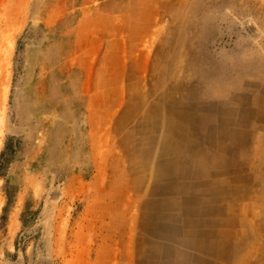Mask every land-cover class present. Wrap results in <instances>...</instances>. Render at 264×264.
Returning <instances> with one entry per match:
<instances>
[{
    "label": "rangeland",
    "instance_id": "374dc122",
    "mask_svg": "<svg viewBox=\"0 0 264 264\" xmlns=\"http://www.w3.org/2000/svg\"><path fill=\"white\" fill-rule=\"evenodd\" d=\"M174 69L197 119L193 142L170 149L159 98ZM115 82L123 102L133 84L155 105L134 157L163 170L142 195L119 160ZM0 143V264H162L161 232L186 215L165 205L191 199L193 227L180 226L166 264H223L231 215L264 216L251 204L264 192V0H0Z\"/></svg>",
    "mask_w": 264,
    "mask_h": 264
},
{
    "label": "bare ground",
    "instance_id": "6f19581e",
    "mask_svg": "<svg viewBox=\"0 0 264 264\" xmlns=\"http://www.w3.org/2000/svg\"><path fill=\"white\" fill-rule=\"evenodd\" d=\"M117 35H119V33ZM98 49L99 47L96 48V51H98ZM96 51L94 52L96 53ZM120 55L122 54L120 53ZM119 59L122 62L123 58L119 57ZM120 75H121L120 78L124 79L127 76V72L124 74L123 72H121ZM168 79L171 82H175L174 86L171 87L169 91L162 94L159 100L162 101L161 108H163L166 111L165 117H164L165 119L164 120V125H165L164 144L166 148L169 146L170 149H174L180 144H183L185 142L187 143L193 142V140L195 139V135H192L191 133V129H194L193 126H191V124L197 118L195 115L196 113L194 114L195 111L192 110L191 112H189L187 108L184 106V103L182 102V98L178 96L180 95L183 86L181 84H177L176 69L172 70L171 75L168 76ZM127 89H128V94H129V96L127 97V101L125 100L124 102L122 101L123 93L121 91V88H119V84L117 82H115L113 88L109 90L110 93H108L107 96L105 97L108 102L107 104L108 111L115 110L116 108L124 104V110L119 116V120L117 122V128L121 131L119 142H120V147L122 151V156L120 157L119 160L123 161V159H125L129 162L128 167L123 171V176L132 178L130 187L136 190L138 189V194L142 195L143 192L139 191V189H141L143 184L146 183L147 181H149L152 184L154 182H157L160 179L159 174L161 170H163L160 167L150 168V167L138 166L136 163L135 157H134L135 150H137L138 147H142L148 143L147 142V132H145V130L141 126L143 125L144 122L147 121L149 117L148 114L151 113L150 110L155 109V105H148L149 95L144 94L142 92L138 94V88L135 85L133 86V84H131L127 87ZM105 93H107V89H105ZM124 99L126 98L124 97ZM139 113H141L142 115L138 116L140 115ZM144 113H146V115H144ZM135 114L137 116H135ZM210 118H208L207 116L201 117L200 131L203 130L202 129L203 127L206 128L208 124L209 126H211L210 124L213 122V119H210ZM226 122L227 121L222 119L220 129H222L223 132L227 130L225 126ZM127 126H130L128 130L126 129ZM208 129H210V127H208ZM0 148H1V143H0ZM192 155L195 156L196 152L192 153ZM232 156L239 160H241L242 158V155L239 152H236ZM173 160L175 162V159ZM261 184L264 188L263 181L261 182ZM154 188L155 186L153 187L151 191L148 190V192L147 191L144 192V196L145 197L153 196L155 193ZM251 194H255L252 189H251ZM259 195H260L259 198L251 202V204L254 203L253 205L255 206L260 205L262 211L264 212V192L260 193ZM144 201H145L144 199L140 198L139 203L141 202V205H144ZM193 201L194 199H191L189 203L183 202L182 203L183 205L181 204L170 205V203L167 202L165 205L167 209L171 211L176 210L177 207H181L182 209L186 211V215L185 216L181 214L176 215V213H174V215L171 217L172 219L173 217L175 219L174 220L175 222L172 223L173 225L168 224L167 227L164 226V229L161 232V235H162L164 231V235L162 236V239L167 244L166 246H168L167 248L164 246V248H162L161 251L158 252V254H161V258L165 260L164 262H162V264L168 263L167 261L169 257L173 255V251L170 247H173L172 244L174 243L176 239V237L174 238V236L178 234L179 231H181L180 226L182 227V226L187 225L188 228H190V225H191L193 227V223H192L193 220L188 219L192 216H195V214L191 211L192 209H190L194 204H196ZM158 206H159L158 203L151 202V203H148L143 209H141V212H140L141 214L139 216L140 227L144 231H146V228L148 226L147 215L149 211L151 209L157 208ZM250 211L251 213L247 212V213L242 214L240 211L241 214H239L238 212V213L231 215L230 221L228 222L229 224L227 225V230H230V232L228 235H225L223 237L222 242L224 243V246L223 245L221 246V251H220V254L222 255L220 260L223 261V264H264V258L255 257L253 254L254 247L252 249H251V246L248 247L249 243L247 242L249 238H253L254 239L253 242L259 243V245H264V242L260 244L262 242L260 238L264 237V216L261 219V221H259V223H257L256 221L255 226H252V224L250 225L248 221V216H250V214L251 216L255 215V211L252 206H251ZM177 220H181L183 221V223L177 226ZM191 239H193V235L191 234V232L186 233L184 236V243L189 244ZM195 249L202 251L198 247H195ZM137 252L140 253V256L143 255V252L141 251V249H138ZM180 264H190V262L188 261V259H186L185 261H181Z\"/></svg>",
    "mask_w": 264,
    "mask_h": 264
},
{
    "label": "crops",
    "instance_id": "0c3cea01",
    "mask_svg": "<svg viewBox=\"0 0 264 264\" xmlns=\"http://www.w3.org/2000/svg\"><path fill=\"white\" fill-rule=\"evenodd\" d=\"M171 162L174 163L173 160H171Z\"/></svg>",
    "mask_w": 264,
    "mask_h": 264
}]
</instances>
